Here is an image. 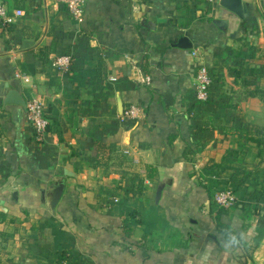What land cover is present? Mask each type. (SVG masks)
<instances>
[{"label":"crops","instance_id":"obj_1","mask_svg":"<svg viewBox=\"0 0 264 264\" xmlns=\"http://www.w3.org/2000/svg\"><path fill=\"white\" fill-rule=\"evenodd\" d=\"M0 1L15 15L0 21V264H264V201L243 205L264 186L247 138L264 126V0H243L244 18L220 0H87L83 23L55 0Z\"/></svg>","mask_w":264,"mask_h":264},{"label":"built area","instance_id":"obj_2","mask_svg":"<svg viewBox=\"0 0 264 264\" xmlns=\"http://www.w3.org/2000/svg\"><path fill=\"white\" fill-rule=\"evenodd\" d=\"M57 3L63 5L70 13L72 18L78 22L83 23L85 20L86 3L87 0H55ZM210 3H215L219 0H206ZM15 20V15H12L7 5L0 1V21L5 28H9ZM64 59L65 63L68 62V58ZM60 59V63H62ZM199 82L196 88V94L199 100L208 101L211 96L212 77L207 67H202L199 71ZM46 104L39 99H32L27 103V118L34 129L37 136H42L47 131L50 120L46 116ZM134 110H131L133 114ZM217 202L225 207H231L238 203L237 197L231 190H224L217 192ZM115 201H118L117 199Z\"/></svg>","mask_w":264,"mask_h":264},{"label":"water","instance_id":"obj_3","mask_svg":"<svg viewBox=\"0 0 264 264\" xmlns=\"http://www.w3.org/2000/svg\"><path fill=\"white\" fill-rule=\"evenodd\" d=\"M220 5L235 14H237L240 18L245 17V13H247V5L243 2V0H220ZM218 26H223V22L217 21ZM178 47L181 48H190L192 46L188 37H182L180 42L177 44ZM4 102L6 104L17 103L21 105H25V101L22 98V95L14 89H9ZM66 188V182L64 178H56L50 185L49 189L46 193V201L47 206L52 213H56L57 206L64 194ZM1 210L6 211V208L1 207Z\"/></svg>","mask_w":264,"mask_h":264},{"label":"trees","instance_id":"obj_4","mask_svg":"<svg viewBox=\"0 0 264 264\" xmlns=\"http://www.w3.org/2000/svg\"><path fill=\"white\" fill-rule=\"evenodd\" d=\"M259 91H260V93H262L264 95V90H259ZM255 131H257L259 135H263V133H264V130L262 129L261 126L260 127H252L251 126V127L248 128V135L249 136H247V138L250 141L256 143L258 146L262 147V149H263V147H264V137L263 136H260V137L251 136V134L253 132H255ZM262 149H261V153H260L261 156L264 154V151ZM249 179H250V174L245 176V177H243V178H241V179L233 178V182H235L236 185H237L236 189H233V193L235 195H237L239 193H245L243 191V187L247 186V185L250 186V184H248V182H247V181H249ZM257 189L258 190H253L251 192V196H250L251 199L248 202H243V205H244V209L245 210L253 209L254 212L258 214L257 211H259L260 207H261L260 203H262L264 201V186L259 187V188L257 187ZM261 223L264 224V217L261 220ZM220 225H224V224L219 221V226ZM224 234L227 237H229V235H228L229 232H225ZM233 239H235V241H237V239H240V238H239V236L238 237L235 236V238H233Z\"/></svg>","mask_w":264,"mask_h":264},{"label":"rangeland","instance_id":"obj_5","mask_svg":"<svg viewBox=\"0 0 264 264\" xmlns=\"http://www.w3.org/2000/svg\"><path fill=\"white\" fill-rule=\"evenodd\" d=\"M262 129L264 130V127H262ZM251 136H253V137H260V136H263V137H264V133H263V135H259L258 132L255 131V132H253V133L251 134ZM262 150L264 151V147H263Z\"/></svg>","mask_w":264,"mask_h":264}]
</instances>
